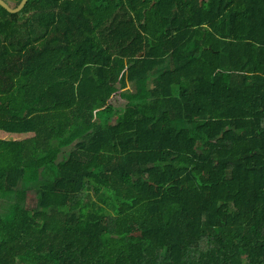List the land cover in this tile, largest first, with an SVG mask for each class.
Returning a JSON list of instances; mask_svg holds the SVG:
<instances>
[{"label":"trees","instance_id":"trees-1","mask_svg":"<svg viewBox=\"0 0 264 264\" xmlns=\"http://www.w3.org/2000/svg\"><path fill=\"white\" fill-rule=\"evenodd\" d=\"M0 132V264H264V0L0 6Z\"/></svg>","mask_w":264,"mask_h":264},{"label":"rangeland","instance_id":"rangeland-1","mask_svg":"<svg viewBox=\"0 0 264 264\" xmlns=\"http://www.w3.org/2000/svg\"><path fill=\"white\" fill-rule=\"evenodd\" d=\"M8 5V4H7ZM9 6V5H8ZM10 7V6H9ZM11 8V7H10ZM13 9V8H11ZM116 99L118 98H115L113 101H117ZM11 135H8V134H5V133H1L0 132V138L1 139H7V138H11L10 137ZM27 136L25 135H20V136H14L12 138L14 139H24L26 138ZM26 206L27 208L29 209H32L34 206H35V197H34V192L33 191H30L28 192V195H27V203H26Z\"/></svg>","mask_w":264,"mask_h":264},{"label":"water","instance_id":"water-1","mask_svg":"<svg viewBox=\"0 0 264 264\" xmlns=\"http://www.w3.org/2000/svg\"><path fill=\"white\" fill-rule=\"evenodd\" d=\"M27 0H21L17 7L11 9L4 1L0 0V6L5 9L8 13L15 14L21 11Z\"/></svg>","mask_w":264,"mask_h":264},{"label":"crops","instance_id":"crops-1","mask_svg":"<svg viewBox=\"0 0 264 264\" xmlns=\"http://www.w3.org/2000/svg\"><path fill=\"white\" fill-rule=\"evenodd\" d=\"M6 2L10 7L14 6V3H16L18 0H2Z\"/></svg>","mask_w":264,"mask_h":264},{"label":"flooded vegetation","instance_id":"flooded-vegetation-1","mask_svg":"<svg viewBox=\"0 0 264 264\" xmlns=\"http://www.w3.org/2000/svg\"><path fill=\"white\" fill-rule=\"evenodd\" d=\"M6 3V2H5ZM7 4V3H6Z\"/></svg>","mask_w":264,"mask_h":264}]
</instances>
